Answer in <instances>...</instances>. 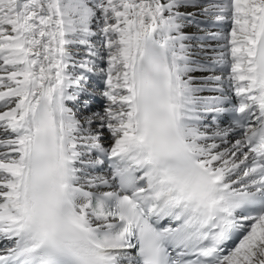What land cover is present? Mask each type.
<instances>
[{"label": "snow or ice", "instance_id": "1", "mask_svg": "<svg viewBox=\"0 0 264 264\" xmlns=\"http://www.w3.org/2000/svg\"><path fill=\"white\" fill-rule=\"evenodd\" d=\"M0 264H264V0H0Z\"/></svg>", "mask_w": 264, "mask_h": 264}, {"label": "bare ground", "instance_id": "2", "mask_svg": "<svg viewBox=\"0 0 264 264\" xmlns=\"http://www.w3.org/2000/svg\"><path fill=\"white\" fill-rule=\"evenodd\" d=\"M189 31H195V29H190Z\"/></svg>", "mask_w": 264, "mask_h": 264}]
</instances>
